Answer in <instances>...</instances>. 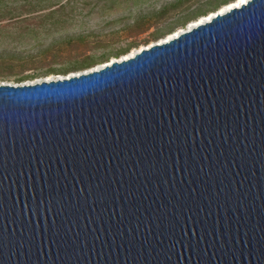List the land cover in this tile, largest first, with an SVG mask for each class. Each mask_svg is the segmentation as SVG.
I'll return each mask as SVG.
<instances>
[{
	"label": "water",
	"instance_id": "1",
	"mask_svg": "<svg viewBox=\"0 0 264 264\" xmlns=\"http://www.w3.org/2000/svg\"><path fill=\"white\" fill-rule=\"evenodd\" d=\"M0 264H264V0L0 83Z\"/></svg>",
	"mask_w": 264,
	"mask_h": 264
},
{
	"label": "rangeland",
	"instance_id": "2",
	"mask_svg": "<svg viewBox=\"0 0 264 264\" xmlns=\"http://www.w3.org/2000/svg\"><path fill=\"white\" fill-rule=\"evenodd\" d=\"M233 1L0 0V83L99 68L188 30ZM87 63L92 66L83 68Z\"/></svg>",
	"mask_w": 264,
	"mask_h": 264
},
{
	"label": "bare ground",
	"instance_id": "3",
	"mask_svg": "<svg viewBox=\"0 0 264 264\" xmlns=\"http://www.w3.org/2000/svg\"><path fill=\"white\" fill-rule=\"evenodd\" d=\"M246 1H247V0H234V1L231 2V3L226 4L225 6H222L218 11H220V12H224V11H226L227 9H229L230 7H233V6H239L241 3L246 2ZM214 13H215V12H213V13L210 14L209 16H207V17L201 19V20H200L199 22H197L195 25H191L189 29H191L192 27H194V26H196V25H198V24H200V23H204V22L210 20L211 17H213ZM179 33H180V32H177V33H175V34L169 36V37H168L167 39H165L164 41H167V40H169V39H171V38H173V37L179 35ZM162 42H163V41H162ZM135 53H136V52H135ZM135 53H133V54H131V55H129V56H132V55H134ZM129 56H128V57H129Z\"/></svg>",
	"mask_w": 264,
	"mask_h": 264
},
{
	"label": "trees",
	"instance_id": "4",
	"mask_svg": "<svg viewBox=\"0 0 264 264\" xmlns=\"http://www.w3.org/2000/svg\"><path fill=\"white\" fill-rule=\"evenodd\" d=\"M120 55V53H117V54H115L114 55V57H118ZM105 61H109L108 59H106ZM90 66H92L90 63H87V64H85V65H83L82 67L84 68H86V67H90ZM78 69H80V68H78Z\"/></svg>",
	"mask_w": 264,
	"mask_h": 264
}]
</instances>
